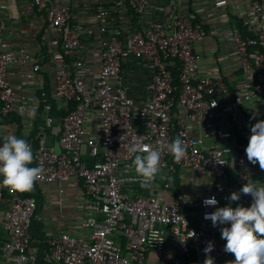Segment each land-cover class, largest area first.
<instances>
[{"label": "built area", "instance_id": "built-area-1", "mask_svg": "<svg viewBox=\"0 0 264 264\" xmlns=\"http://www.w3.org/2000/svg\"><path fill=\"white\" fill-rule=\"evenodd\" d=\"M56 1L27 0L44 19L36 48L0 44V113L20 116L30 129L33 162L42 167L35 182L81 181L87 207L98 213L83 219L89 234L62 232L49 238L45 260L145 264L149 250L161 247L170 230L173 256L158 264H197L207 256L215 264H229L234 255L224 251L220 227L204 219L215 209L203 201L215 196L216 207H223L231 193L254 182L256 166L245 154L251 127L241 108L264 96V0H245L243 29H216L218 39L231 41L242 72L235 88L220 77L199 74L203 54L198 46L209 31L198 13L206 0L190 14L165 12L144 30L125 27L106 3L95 8V30L85 29L79 20L87 12L81 0ZM118 1L134 16L148 14L149 0H113ZM213 3L220 8L229 1ZM86 35L96 39L91 58ZM130 58L149 73L151 94L144 101L131 96L123 69ZM56 121L58 147L49 142ZM178 134L189 145L180 158L171 148ZM6 136L1 125L0 140ZM134 143L162 150L161 172L150 185L128 154ZM251 202L242 194L233 206ZM37 209L34 196L0 188V233L8 236L0 264H37L32 233ZM210 241L214 249L205 254Z\"/></svg>", "mask_w": 264, "mask_h": 264}, {"label": "crops", "instance_id": "crops-1", "mask_svg": "<svg viewBox=\"0 0 264 264\" xmlns=\"http://www.w3.org/2000/svg\"><path fill=\"white\" fill-rule=\"evenodd\" d=\"M72 0H57L58 4H68ZM82 10L87 12L80 16V23L84 28L95 30L93 22V14L95 8L100 3L108 4L111 13L123 21V25L131 30L147 29L149 23L153 20L161 19V15L171 10H178L184 14L195 12V5H201V0H149V11L145 17L134 16L130 14L126 3L118 1L116 4L113 0H81ZM229 4L217 8L214 6L213 0L204 1V10L201 11L199 17L205 23L209 36L198 46V50L203 54L202 65L199 74L210 75L222 78L231 88H235L236 83L242 79V72L238 66L236 57L232 54V43L228 39H218L216 29L219 27H234L243 29V12L245 11V0H228ZM131 15V18H128ZM130 17V16H129ZM44 28V19L29 8L27 0H1L0 1V44L4 41L12 43L13 47L26 45L36 48L41 44ZM88 45L86 54L90 55L96 50L95 37L86 35L83 39ZM91 58V57H90ZM72 61L68 59V63ZM124 74L127 82L131 86V96L135 99L146 100L151 94L150 77L147 69L142 68L137 62L130 58L125 61ZM47 76V75H46ZM49 78V76L47 77ZM51 84V83H50ZM46 87L48 82L46 81ZM56 107V101L53 100ZM242 114L247 118L250 127L258 120H264V96L256 98L251 103H247L241 108ZM54 115L59 116V112L55 110ZM252 117H255L253 119ZM3 133L8 135H16L18 138L23 137L27 140L30 129L23 125V122L17 121H0ZM21 127V132L19 131ZM59 122L56 121L55 129L49 131V142L51 145L58 147V139L60 133ZM5 131V132H4ZM20 132V133H19ZM91 162V161H90ZM254 182H264V171L256 165ZM5 185L0 184V188ZM63 189V194L60 190ZM35 194L31 195L37 199L38 209L35 223L37 226V235L33 233L34 246L37 254L44 251V256L49 251L48 240L52 236L59 235L62 232H68L71 235H86L90 230L83 227V219L91 214H98L91 211L88 206V199L85 187L81 181H66L62 183L40 184L31 189ZM170 192L165 197L171 200ZM4 239H7L5 231ZM173 256V234L167 230L165 241L159 248H152L146 256L145 264H158L161 258H170ZM45 259V257H44ZM204 264V261L197 263Z\"/></svg>", "mask_w": 264, "mask_h": 264}, {"label": "clouds", "instance_id": "clouds-1", "mask_svg": "<svg viewBox=\"0 0 264 264\" xmlns=\"http://www.w3.org/2000/svg\"><path fill=\"white\" fill-rule=\"evenodd\" d=\"M255 119V117H252ZM248 144L245 148L247 161L264 171V120H258L250 128ZM0 143V184L19 191H30L39 179L42 167H30L34 156L31 145L23 138L8 135ZM189 147L182 135L178 134L171 142L177 158L183 156ZM128 154L134 155L132 161L135 171L143 178L147 186L161 172L162 150L150 146L130 144ZM251 196V204L245 206L236 203L241 195ZM204 206L215 210L204 214L213 227H220L221 239L225 240L224 251L234 255L229 264H264V182L248 181L238 192L229 196V203L223 207L215 196L205 198ZM210 241L204 249L205 254L213 251ZM204 264H215L211 256H207Z\"/></svg>", "mask_w": 264, "mask_h": 264}, {"label": "trees", "instance_id": "trees-1", "mask_svg": "<svg viewBox=\"0 0 264 264\" xmlns=\"http://www.w3.org/2000/svg\"><path fill=\"white\" fill-rule=\"evenodd\" d=\"M9 120H11V121L21 122V118H20V116L13 115V116L10 117V118H6V117H3V116L1 115V113H0V121H2V122H7V121H9ZM19 131L21 132V127H20V126H19ZM20 132H19V133H20ZM20 138H23V137H20ZM26 141H27V140H26ZM35 150H36V148L34 147V149L32 150V152H33V156H34ZM29 166H30V167H36L34 162H32V164L29 165ZM33 186L36 187V186H37V182H35ZM20 192H21V194H22L23 196H31V195L35 194V191H34V190H33V191H31V190H30V191H20ZM37 226H38V224L34 222V224H33V226H32V232H34V234H36V235H37ZM3 241H4V234L0 233V248H1L2 244H3ZM0 255H1V250H0ZM44 257H45V256H44V251H41V252L39 253V256H38V262H37V264H50V263H48V262L44 259Z\"/></svg>", "mask_w": 264, "mask_h": 264}]
</instances>
